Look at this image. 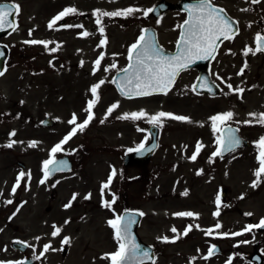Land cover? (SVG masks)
Segmentation results:
<instances>
[{"label": "rangeland", "instance_id": "374dc122", "mask_svg": "<svg viewBox=\"0 0 264 264\" xmlns=\"http://www.w3.org/2000/svg\"><path fill=\"white\" fill-rule=\"evenodd\" d=\"M39 5L41 3L32 4L29 15L36 14L37 10L33 9ZM46 5L45 15L36 17L32 22V37L33 40L50 42L48 49L42 44H31L30 56H36L32 58L31 64L36 68L31 66V73L28 74L27 69L24 76H21L22 68H15L0 80V264H17L22 260V255L10 248V242L14 239L28 241L31 246L28 254L35 257L43 251L45 242L51 245L49 251L38 259V264H44L42 258L47 259L48 256L51 257L50 264H94L92 256L98 259L102 253L106 255L108 245L109 254L115 252L113 232H110V242L107 239L103 243L102 236L106 232L104 228L108 225L107 221L119 215L122 204L137 207L144 213L140 234L147 241L151 242L154 237L160 241L164 236L171 238L182 234L186 226L208 219L209 209L213 213L217 211L215 200L218 192L223 189L226 190V198L220 197V215L212 217L221 224L218 233H227L229 237L232 233L242 232L240 238L248 242L263 236L254 228L244 231L245 226L264 217V206L253 210L255 197L247 196L251 193L249 191L256 177L253 178L247 170L241 169L242 164L236 166L234 175L235 167L231 160L220 164V178L218 175L215 179L197 175V172H202V164L209 162V159L203 161L204 152L213 146L219 135L213 133L210 118L229 112L225 109L223 99L193 97L190 91L193 77L188 75H183L167 95L132 99L120 96L111 82L114 73L127 62V49L136 41L140 27L144 24L143 10L152 5V0H120L110 3L94 1V10L112 12L133 7L142 11L128 17H103L104 36H101L94 23L93 46L82 50H69L71 47L66 45L65 48V43L58 44L56 30L51 33L42 30L44 24L57 15L55 9ZM246 11L240 7L237 16L242 28L250 31V35L264 32V24L261 23L264 19V0L255 4L252 11ZM155 25L159 31H163L164 26L160 22ZM55 26L58 27V22ZM102 38H106L107 43L101 47ZM69 41L71 43L70 38ZM57 45V51L51 52L50 49ZM38 52L41 54L37 55ZM101 53L103 59L93 74L94 62ZM250 59L256 60V57L251 56ZM112 64L116 67L111 68ZM105 68L109 71H104ZM101 80L105 82L98 89L100 98L92 110L95 118L83 132L77 131L63 145V151L55 156H68L75 165L73 171L56 175L40 184L43 161L49 159L51 149L75 126L68 123L73 114L77 117V123H82L86 118L84 109L92 99L90 88ZM228 84L233 89H244L240 94L264 98V78L234 85L223 83V91L229 94L227 96L235 97L237 93H230ZM113 103L119 106L101 124L106 110ZM212 106H215L216 111L211 109ZM231 107L229 109L234 114L232 121L241 125V131L247 137L257 139L264 126L254 119L251 124L242 122L252 119L249 113H264V100L259 105L250 104L243 111L240 110L242 108ZM141 110L146 116L139 120L118 119L125 113ZM161 111L186 116L191 122L163 119L162 124L157 126V152L141 167V177L138 180L121 179L124 151L149 142L147 128L151 124L148 117ZM6 112L9 114L6 115ZM45 114L55 119L53 127L37 126L36 123ZM12 132L15 135L11 140L16 143L11 148L4 147L10 142L9 134ZM30 142H36V146L29 148ZM198 142L202 148L196 160L192 161L190 157ZM113 169L116 175L109 188L104 190L103 201L111 202L115 196V202L107 208L108 213L92 210L94 206L91 204H102L101 185L107 182ZM21 172L26 175L12 194L13 185ZM27 174H30V179ZM190 179L193 180L192 184ZM213 184H218L216 192H213ZM185 192L187 195H183ZM73 194H76L75 200L72 199ZM88 194H91L90 198L85 199ZM6 200L12 203L5 204ZM70 201L71 206L65 208ZM182 212H192L198 218L174 215ZM245 213H251V216L247 218ZM65 221H68V229ZM94 224L99 227L97 233L89 229ZM53 225L61 228L55 238L51 236ZM172 228L177 229V233H173ZM65 237L69 239L68 244H62ZM66 245L70 252L63 256L60 249ZM97 262L110 264V261L102 258L96 260L95 264Z\"/></svg>", "mask_w": 264, "mask_h": 264}, {"label": "flooded vegetation", "instance_id": "af4514ba", "mask_svg": "<svg viewBox=\"0 0 264 264\" xmlns=\"http://www.w3.org/2000/svg\"><path fill=\"white\" fill-rule=\"evenodd\" d=\"M94 1L95 0H0V5L15 3L19 5L20 9L18 15L14 14L13 16L7 18L8 21L13 22L16 30L13 31L12 28H9L7 25H5V30L0 31V52L4 54L2 57H0V61L3 62L4 69L6 68L5 75L9 74L15 68H22V74H24L27 69L28 74H30L31 66L34 69L36 68L35 65L31 64L33 61L32 58L36 57L30 56L31 44L24 43V41L33 40L32 36L34 32L31 31V35H29L30 30H33L32 22L36 17H43V15H45L47 7L46 4H49L48 8L55 9V14L60 13L67 7H74L80 14L65 17L63 20L58 21V27L54 26L53 29H48L47 25L49 22L47 21V23H45L42 27V30H47L48 33L53 31L55 32L56 30L55 37L57 43H65V48L66 45L71 47H69V50H82L88 46H93L95 26L94 16L92 13L94 11ZM99 1L110 2L113 0ZM183 1L185 0H152V5L150 8H152L154 5L161 4L162 6L167 7V9L157 16H152L150 13L146 17L143 15L142 20L144 21V24L141 25L137 38L140 36L142 29L146 27H153L156 31L159 44L168 51L174 50L180 34L179 26L185 17V13L179 8L181 2ZM34 3H41V5L33 9L35 11L37 10L36 14L32 13L29 15L30 11L32 10V4ZM212 3L213 5L222 8L225 15L239 23V8L241 7L242 10L252 11L254 5L257 2H254V0H212ZM24 17L26 18L24 19ZM157 22H160V24L164 26L163 31H158L159 28H157L155 25ZM261 23L264 24V19H262ZM65 25H82V27H65ZM84 31L89 32L90 35L83 37L81 33ZM237 31L233 33L231 39H223L220 42L217 53L209 64V73L211 79L218 85H221V87L223 83L230 82L234 85L236 83H245L251 80L258 81L261 78H264V52L257 51L254 55L252 52H249L247 56L243 55V52L246 48L253 50L256 49L257 45L254 38L257 36V34L264 35V32H257L255 35H250V31H246L241 27L238 33ZM244 36L247 38H244ZM69 38L71 39V43ZM40 54L41 53L39 52L37 53V55ZM251 56L256 57V60H251ZM56 60H58V54L56 56ZM245 64H247V67H244ZM241 68H244L243 74L238 75V73L241 71ZM196 74V70L189 69L182 72L179 77L188 75L190 77L193 76L194 79ZM4 76L0 77V80H2ZM217 77L220 79H217ZM227 95L229 94L222 90L215 96L203 94L194 95V97L210 100L223 99L222 101L226 106L225 109L229 111L230 106H232L234 109L242 108L240 110L243 111V109L246 110L250 104L259 105L264 100L263 97H248V94L245 95L237 93V97L236 95L235 97H230ZM211 109L216 111L215 106H212ZM8 114L9 113L6 112V115ZM227 124L238 127V133L242 136V138L246 139L248 144L234 150L232 153L225 154L222 157H212V153L217 147L214 140L213 146L209 150H206L203 154V161H206L211 157L212 162H204L202 164V172L200 175H203L204 177L209 176L213 179H215V177L218 175V178H220L221 176L218 173L220 164H222L225 160H231L235 167L232 173L233 175L236 172V166L239 167V164H242L243 168L241 169L247 170L248 173L253 175L252 177L255 178L253 173L259 168V164L257 162L258 150L256 143L262 136H264V130H261V133L257 139H252L249 136L248 138L244 133H242L240 124H236L233 121H229ZM222 126L223 125H221V127ZM127 154L128 153L124 151L122 155L121 179L126 180V178H129L130 180H138L140 173L142 172L141 167L143 164L138 163ZM59 175L64 174L58 173V176ZM190 181L192 184L193 180L190 179ZM213 185V192H216L219 188L218 184ZM218 193L222 199L226 198L225 190H220ZM89 195L91 196V194H88L87 196ZM249 196L256 198L255 206L258 208L264 206V174H262L260 183L255 188L251 189ZM91 205L94 206L92 210L103 211L107 213V208L102 207V204ZM122 207V210H124L127 209L129 205L125 203L122 204ZM208 212V219L203 221L199 220L196 222V225H191L192 230L186 236H181V238L177 239L174 243H165L162 241V238L159 241L158 237H154L151 242H149L144 238V236L139 235V238L143 242L151 245L155 264H226L230 257L231 264H264V230L257 231V233H262L263 236L255 237L254 240H249V242L247 241V243H244L245 240L240 238V235L228 237L219 234L218 232L220 231V228L215 229V225L218 223V221L212 218L213 210L209 209ZM89 229L97 233L99 227L97 224H94ZM104 229L106 232L102 236V240H107L110 236L107 234V232L109 233L108 225ZM140 229L141 227L139 226L137 229L138 233ZM208 229H213L212 235H205V230ZM175 236L176 235L171 238L168 236L167 237L171 241ZM44 245L45 244H43V248ZM211 246H215V254L207 260L203 259V257L207 255L208 249ZM29 249L30 246L27 248V250ZM166 249L167 251H165ZM29 259L32 260L31 264H37V259L35 257L32 256L29 257ZM42 261L44 264H50L51 257L48 256L47 259L42 258ZM151 264H153V262Z\"/></svg>", "mask_w": 264, "mask_h": 264}, {"label": "snow or ice", "instance_id": "6c2138e0", "mask_svg": "<svg viewBox=\"0 0 264 264\" xmlns=\"http://www.w3.org/2000/svg\"><path fill=\"white\" fill-rule=\"evenodd\" d=\"M114 2V0H113ZM254 2H259V0H254ZM19 5L12 4H3L0 5V31L5 30V25L12 28L13 31L16 30L13 22L8 21V17L18 15ZM141 9L129 7L122 10H116L112 12L94 10L92 15L96 17L95 23L97 29L101 36H104V27L102 26L103 17H128L133 13L140 12ZM153 9L143 10V15L146 17L151 13ZM187 18L184 20L183 24L180 25V37L177 40V52L174 55H168L164 49L158 45L156 42L155 35L149 32L148 29H142L140 36L136 41L131 44L127 49V67L122 69L123 76L119 81H113L116 83L117 89L122 96L125 98H142L148 97L154 94H164L167 95L171 90L172 85L174 84L176 77L179 75L180 71L188 68L191 63H194L197 60H206L209 58H214V54L217 48V41L221 38L231 39L233 35V24L235 21H231L225 14L222 8H217L213 6L212 0H196L195 3L186 5ZM80 14L77 12V9L74 7H67L60 13H58L51 21H49L47 27L48 29H53L58 21L63 20L65 17L70 15ZM65 27H82V25H65ZM31 31L29 35H31ZM83 37L90 35L89 32L84 31L81 33ZM256 42V49L246 48L243 52V55L247 56L249 52H252L254 55L257 51L264 52V35L257 34L254 38ZM24 43H30L33 45L42 44L45 49H48L50 42L40 41V40H30L24 41ZM107 43L106 38L100 40L99 46H104ZM59 45L56 48L50 49L51 52L57 51ZM4 54L0 52V57ZM103 59V53L100 57L94 62L93 74L98 70L101 60ZM116 65L112 64L111 68H115ZM247 67V64L244 65ZM104 71H109L108 68H105ZM244 68H241L238 75H242ZM6 68L0 70V77L4 76ZM217 79H220L217 77ZM104 80L99 81L97 84L93 85L90 88L92 99L87 102V106L84 111L87 114L86 118L82 123H77V117L73 114L72 119L68 121L69 124L75 125L71 131L58 143L56 144L49 153V159L43 161L42 163V172L43 178L39 181L40 184H44L53 174L56 172H62L68 170V164L65 160H56L55 156L58 152L63 151V145L66 144L74 135L77 134V131L83 132L85 128L88 127L90 122L95 118L93 113L94 106L99 101L98 89L104 83ZM223 83V81H222ZM196 87L195 85L193 86ZM199 87L211 91L208 81L202 80ZM227 88L230 93H243L244 89L235 88L228 84ZM118 103H113L106 110L105 116L101 119L100 123L103 124L109 115L118 107ZM233 112L229 111L223 114H217L210 118L212 131L214 134L220 133L216 136L215 143L217 145L216 150L212 153V157L220 156L222 157L224 153H232L236 148L241 144L240 139L237 137L236 133L239 131L238 128H233L227 124V122L232 121ZM146 113L141 110L139 112L125 113L122 116H119L118 119L121 120H139L144 118ZM249 116L252 118L250 120L243 121L242 123L251 124L252 120H256L261 126H264V113L256 114L249 113ZM171 119L175 121L191 122L190 118L186 116L174 115L172 113L158 112L154 115L148 117V122L153 126H159L162 124L163 119ZM221 125H225L221 127ZM15 135V132L9 134L10 142L4 147L11 148L16 141H12L11 137ZM36 142H30L28 144L29 148H34ZM258 150L257 162L259 168L254 171V176L256 179L253 181L251 187L255 188L261 180L262 174H264V136H262L259 141L256 143ZM145 145L141 143L136 149L137 152L144 150ZM202 145L198 142L193 152V155L190 157L192 161H195L197 155L201 151ZM151 151V149H148ZM128 151H133L129 149ZM209 162H212V158H209ZM24 172H21L17 176L16 184L13 185L12 194L15 193L16 188L19 187L20 180L25 176ZM30 179V174H27ZM116 175V170L113 169L108 176L107 182L102 183L101 185V197H102V207L110 208L111 204L115 202V196L111 202L103 201L104 190L109 188L113 178ZM197 175H200V172H197ZM55 186V185H53ZM187 195V192L183 193ZM76 194H73V200H75ZM89 196H85V199H89ZM243 198V197H241ZM11 200H6L5 204H11ZM217 211L213 213V216H219V208L221 205L220 196L217 195L215 200ZM71 206V201L68 205H65V208ZM19 211V209H17ZM143 212H136L135 214H128L126 216H116L114 219L107 221L108 226L113 230V238L117 243V250L114 253L106 254L105 259L110 261V264H145V261L150 258L149 250H141L140 246L136 243L135 237L132 234V226L137 223L136 216H143ZM179 217H194L198 218L197 214L192 212H182L174 214ZM246 215H251V213H246ZM67 224L68 221H65ZM221 227L220 223L215 225V229ZM252 228H264V218L261 219L258 225H247L245 226L244 231H250ZM192 230V226L189 225L184 229L182 234L176 235L171 241L168 237H163L162 241L165 243L172 242L174 243L177 239H180L181 236H186ZM173 233H177V229L172 228ZM61 232V228L53 225V231L51 236L53 238L57 237ZM213 229L205 230V235H212ZM242 232L232 233V236L242 235ZM227 236V233L222 234ZM39 239V237L37 238ZM20 243V242H17ZM69 239L65 237L62 240V244H68ZM244 243H247L245 241ZM27 247L28 245H24ZM51 248L50 244H45L43 251L40 252L36 259H40L44 254L49 251ZM56 250V249H52ZM62 250V249H60ZM35 253V249H33ZM216 252L215 246H211L208 249L207 255L203 259L207 260L213 256ZM17 264H25V262L20 261ZM153 264L155 261L153 259ZM226 264H231V257Z\"/></svg>", "mask_w": 264, "mask_h": 264}, {"label": "water", "instance_id": "95a60500", "mask_svg": "<svg viewBox=\"0 0 264 264\" xmlns=\"http://www.w3.org/2000/svg\"><path fill=\"white\" fill-rule=\"evenodd\" d=\"M196 1H190V2H184V3H182V6H181V8H182V10H184L185 12H186V18H187V11H186V5H190V4H192V3H195ZM155 9H157V7L155 8ZM155 9H154V11H155ZM160 10H162V9H159V11ZM154 13V12H153ZM154 14H157V13H154ZM183 24V23H182ZM181 24V25H182ZM233 26H234V24H233ZM236 27V26H235ZM146 29H148L149 30V32H151V33H153L154 35H155V32H154V30L152 29V28H146ZM181 32V31H180ZM179 37H180V35H179ZM155 38H156V36H155ZM223 38H221L219 41H217V45H218V43L222 40ZM156 42H157V39H156ZM165 51V50H164ZM168 55H174L176 52H177V44H176V48H175V50L173 51V52H168V51H165ZM211 58H209V59H206V60H197V61H195L194 63H191L190 64V66L188 67V68H196L197 70H198V72H199V74H198V76H197V78L195 79V81H194V83H193V85H192V90L194 91V92H196V93H205V92H207V93H211V94H214L215 92H219V88L216 86V85H214L213 83H211V81H210V79H209V77H208V71H207V66H208V63H209V60H210ZM127 65H128V63H127ZM127 65L125 66V67H127ZM124 67V68H125ZM188 68H186V69H188ZM3 69V67H2V64H0V70H2ZM181 72V71H180ZM123 76V72H122V70H120V71H118L115 75H114V77H113V80L112 81H119V79L121 78ZM177 78V77H176ZM207 80L208 81V83H209V87L211 88V91H208V90H206V89H203V88H201V87H199V85H200V83H201V81L202 80ZM113 84H114V86H115V88H116V90L118 91V89H117V86H116V83H114L113 82ZM196 86L195 88L193 87V86ZM119 92V91H118ZM120 93V92H119ZM54 124V120L51 118V117H49L48 115H45V117H44V119L40 122V125L41 126H52ZM234 128V127H233ZM149 133H150V135H151V141H150V143H148L146 146H145V148H144V150H142V151H140V152H137V151H135L134 152V157H136L140 162H145L152 154H153V152H154V150L156 149V147H157V140H156V136H157V128H156V126H150L149 127ZM236 135H237V133H236ZM237 137L240 139V141H241V144H240V146H242V144H246V142L244 141V140H242L241 138H240V136L239 135H237ZM239 146V147H240ZM148 149H151V151H149ZM56 160H65V161H67V164H68V170H65V171H63V172H68V171H70L71 170V163H70V161L67 159V157H61V158H57ZM56 173H58V172H56ZM54 175V174H53ZM52 175V176H53ZM136 212L135 211H124L122 214H121V216H126V215H128V214H135ZM136 218V220H137V223L136 224H134L133 226H132V234H133V236L135 237V241H136V243L140 246V248H141V250H149L150 251V258H148L146 261H145V264L146 263H149V262H151V258H152V252H151V248L148 246V245H145V244H143L142 242H140L139 240H138V238H137V235H136V232H135V229H136V227H137V225H138V223H139V221H140V218H141V216H136L135 217ZM19 245H20V243H17V242H15L14 244H13V247L14 248H18L19 247ZM21 250H24V247H19Z\"/></svg>", "mask_w": 264, "mask_h": 264}]
</instances>
